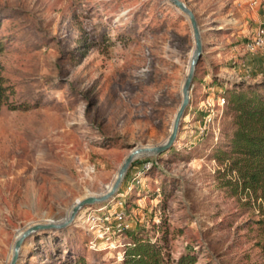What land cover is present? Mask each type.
<instances>
[{"label": "rangeland", "instance_id": "1", "mask_svg": "<svg viewBox=\"0 0 264 264\" xmlns=\"http://www.w3.org/2000/svg\"><path fill=\"white\" fill-rule=\"evenodd\" d=\"M182 1L202 50L174 141L135 157L108 201L29 233L16 264H78L77 257L121 264L127 235L94 240L85 218L106 205L123 208L170 264L186 250L193 264H264V198L234 187L232 111L217 91L264 79L252 67L264 44L248 47L264 0ZM0 43L9 86L0 106V264H7L26 224L62 220L75 199L110 185L132 146L167 136L193 38L168 0H0Z\"/></svg>", "mask_w": 264, "mask_h": 264}, {"label": "trees", "instance_id": "2", "mask_svg": "<svg viewBox=\"0 0 264 264\" xmlns=\"http://www.w3.org/2000/svg\"><path fill=\"white\" fill-rule=\"evenodd\" d=\"M217 91L225 93L226 105L232 111L233 129L228 142L232 156L227 167L235 172L234 187L251 193L254 198H264V79L239 81L231 86L221 84ZM8 93L9 86L0 73V106L7 103ZM10 105L11 108L18 107ZM121 233L128 237L123 243L121 264H170L164 260L160 247L141 236L137 228L129 226ZM76 261L84 264L81 257H77ZM194 261L195 254L186 250L178 255L173 264H193Z\"/></svg>", "mask_w": 264, "mask_h": 264}, {"label": "water", "instance_id": "3", "mask_svg": "<svg viewBox=\"0 0 264 264\" xmlns=\"http://www.w3.org/2000/svg\"><path fill=\"white\" fill-rule=\"evenodd\" d=\"M168 1H170L180 11H182L184 16L189 20L192 38H193V47H192L191 54L188 59L186 73H185V76L181 84V89H180L181 99L174 112L173 119H172L170 129H169L167 136L161 142L156 143V144H145V145L132 146L129 149V151L126 153V155L123 157L110 185L102 192H99L96 194H86L82 196L81 198L75 199L74 202L71 204L67 214L64 216L62 220L53 221L51 219H47L44 221H35V222H30L26 224L22 229L19 230V232L17 233L13 241V244L11 246V256L7 264L17 263L19 255H20V249H21L22 242L25 239V237L29 235V233H31L34 230L40 229V228L64 226L73 220L76 213L84 205L89 206L96 202L108 201V199L112 197V195L115 193L118 185L121 183V179L128 165L135 157L139 155H143V154L160 153L166 150L174 141L177 131H178L180 119L189 101L190 84H191L195 65L201 54L202 42H201V36H200V31H199V27L197 24V20L191 8H189L185 4V2H183L182 0H168Z\"/></svg>", "mask_w": 264, "mask_h": 264}, {"label": "built area", "instance_id": "4", "mask_svg": "<svg viewBox=\"0 0 264 264\" xmlns=\"http://www.w3.org/2000/svg\"><path fill=\"white\" fill-rule=\"evenodd\" d=\"M256 37L250 42L249 48H252L256 45L264 44V22L258 25L256 31ZM220 101H223V97H220ZM145 165L142 164L141 168H144ZM140 168V169H141ZM140 169H137L133 175H139ZM118 205H121L122 201L119 199L116 201ZM94 213V214H93ZM90 215H86L85 218L90 221V231L94 233V240L99 238L107 242L110 241V237L113 234H120L125 228H128L129 218L125 213L123 208L117 210H107V205L104 206L102 212H93ZM94 240H89L91 245L95 244Z\"/></svg>", "mask_w": 264, "mask_h": 264}, {"label": "crops", "instance_id": "5", "mask_svg": "<svg viewBox=\"0 0 264 264\" xmlns=\"http://www.w3.org/2000/svg\"><path fill=\"white\" fill-rule=\"evenodd\" d=\"M254 25L257 27L262 20L264 21V13H259L254 18ZM252 67L253 69L257 68L256 72H261V70H264V50H258L255 52V54L252 56Z\"/></svg>", "mask_w": 264, "mask_h": 264}]
</instances>
